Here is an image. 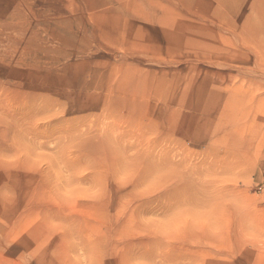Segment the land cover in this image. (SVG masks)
<instances>
[{"label":"rangeland","instance_id":"1","mask_svg":"<svg viewBox=\"0 0 264 264\" xmlns=\"http://www.w3.org/2000/svg\"><path fill=\"white\" fill-rule=\"evenodd\" d=\"M185 1L0 0V264H264V0Z\"/></svg>","mask_w":264,"mask_h":264},{"label":"bare ground","instance_id":"2","mask_svg":"<svg viewBox=\"0 0 264 264\" xmlns=\"http://www.w3.org/2000/svg\"><path fill=\"white\" fill-rule=\"evenodd\" d=\"M214 1V0H213ZM212 0H211V4L212 5H214V3H215V5H217V8H211L210 10H209V12H211L213 15H214V17L215 18H217V19H219V20H224V17H225V15H227V13H233V15H235V10L236 9H234L233 7H234V5L232 6V3H234V0H215L214 2H213ZM181 2H182V4H183V6H185V7H188L189 6V4L185 1V0H181ZM235 3H236V1H235ZM220 6L222 7V8H220ZM218 9H220V10H223V13H221ZM239 9V8H238ZM238 12H240V10L238 11ZM237 16V15H236ZM217 22V21H216ZM220 22V21H219ZM224 22V21H223ZM222 23V22H221ZM193 36V35H192ZM188 38V37H187ZM194 47V46H193ZM198 50V49H197ZM199 51V50H198ZM194 194V193H193Z\"/></svg>","mask_w":264,"mask_h":264},{"label":"clouds","instance_id":"3","mask_svg":"<svg viewBox=\"0 0 264 264\" xmlns=\"http://www.w3.org/2000/svg\"><path fill=\"white\" fill-rule=\"evenodd\" d=\"M247 239H249V240H255V239H257L255 236H248L247 237ZM262 242H264V241H262ZM80 264H92V262H91V260L90 259H88L87 257H85V258H83L82 260H81V262H80Z\"/></svg>","mask_w":264,"mask_h":264},{"label":"built area","instance_id":"4","mask_svg":"<svg viewBox=\"0 0 264 264\" xmlns=\"http://www.w3.org/2000/svg\"><path fill=\"white\" fill-rule=\"evenodd\" d=\"M262 191L264 192V189H262Z\"/></svg>","mask_w":264,"mask_h":264}]
</instances>
